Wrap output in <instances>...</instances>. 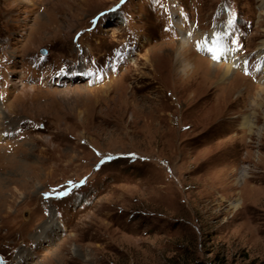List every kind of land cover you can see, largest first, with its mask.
Returning a JSON list of instances; mask_svg holds the SVG:
<instances>
[{
  "label": "rangeland",
  "instance_id": "obj_1",
  "mask_svg": "<svg viewBox=\"0 0 264 264\" xmlns=\"http://www.w3.org/2000/svg\"><path fill=\"white\" fill-rule=\"evenodd\" d=\"M263 47L264 0H0L3 264H264Z\"/></svg>",
  "mask_w": 264,
  "mask_h": 264
},
{
  "label": "bare ground",
  "instance_id": "obj_2",
  "mask_svg": "<svg viewBox=\"0 0 264 264\" xmlns=\"http://www.w3.org/2000/svg\"><path fill=\"white\" fill-rule=\"evenodd\" d=\"M215 34H217L215 30L210 31L208 33V35H206V38L202 39V40L199 39L200 40L199 42H202V41L203 42H207L205 44V48H207V49L211 48L212 47L211 39L214 37ZM222 44H223V48H222L221 52L225 48L223 41H222ZM193 52L191 51L190 47H188V45L185 44L184 40L181 41V43H179L175 47V49L173 51V55H172V61H173L172 62V67H173V71L178 75L176 80L181 81V79H183V78L187 79L188 77H194V76H197L199 73L202 72L201 71V65H197L196 64L197 56ZM200 61L203 62V60H201V59H200ZM234 63H236V61L230 60V63L227 64V66L216 67V72H214L212 78L218 79L220 83L224 82L225 79L229 78V80H231L228 83V87H229L232 84L231 82H233V80H235L234 77L238 75L237 73L232 71L233 70L232 67H233ZM206 73H208V72H206ZM185 82H186V80H185ZM263 95H264V88H260L259 92H257V94H256V98L252 102V105L260 106L259 101L263 100ZM12 108H13V105L11 104L10 105V110H12ZM249 122H250L249 118L248 117H244V121H243L244 127L250 126ZM252 128H254L253 124H251L250 130H252ZM244 173L242 175H240L242 179H244V176H245ZM240 204H241V201H236L233 206H234V208L237 209V208L240 207Z\"/></svg>",
  "mask_w": 264,
  "mask_h": 264
},
{
  "label": "snow or ice",
  "instance_id": "obj_3",
  "mask_svg": "<svg viewBox=\"0 0 264 264\" xmlns=\"http://www.w3.org/2000/svg\"><path fill=\"white\" fill-rule=\"evenodd\" d=\"M122 2H123V0H122ZM223 35H226V34H215L214 37L211 39L212 47L208 48L207 50L209 52L213 53V56H212L213 59L217 58V53H219L222 50V48H223V44H222ZM206 43L207 42H203V41L202 42H198L197 43V48L200 49L201 47H204ZM81 183H83V182H81ZM61 194L66 195L67 193L64 192V193H61ZM48 195H49L48 193L45 194L46 197Z\"/></svg>",
  "mask_w": 264,
  "mask_h": 264
},
{
  "label": "water",
  "instance_id": "obj_4",
  "mask_svg": "<svg viewBox=\"0 0 264 264\" xmlns=\"http://www.w3.org/2000/svg\"><path fill=\"white\" fill-rule=\"evenodd\" d=\"M43 51V50H42ZM4 261L2 260L1 256H0V264H3Z\"/></svg>",
  "mask_w": 264,
  "mask_h": 264
}]
</instances>
